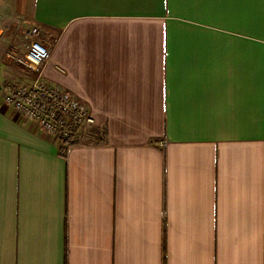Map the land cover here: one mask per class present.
Listing matches in <instances>:
<instances>
[{"label": "crops", "instance_id": "crops-1", "mask_svg": "<svg viewBox=\"0 0 264 264\" xmlns=\"http://www.w3.org/2000/svg\"><path fill=\"white\" fill-rule=\"evenodd\" d=\"M4 3L0 83L56 32L41 79L95 125L63 148L0 99V264H264V0Z\"/></svg>", "mask_w": 264, "mask_h": 264}, {"label": "built area", "instance_id": "built-area-1", "mask_svg": "<svg viewBox=\"0 0 264 264\" xmlns=\"http://www.w3.org/2000/svg\"><path fill=\"white\" fill-rule=\"evenodd\" d=\"M57 33L34 29L26 36L17 66L33 81L31 84L0 83V99L24 120L57 137L63 147L80 142V132L93 127L95 118L88 106L72 93L41 79L57 43Z\"/></svg>", "mask_w": 264, "mask_h": 264}, {"label": "rangeland", "instance_id": "rangeland-1", "mask_svg": "<svg viewBox=\"0 0 264 264\" xmlns=\"http://www.w3.org/2000/svg\"><path fill=\"white\" fill-rule=\"evenodd\" d=\"M0 1L3 2L2 3L3 7L0 6V15H2L5 12V10L7 9V6L5 7V5H4L5 4L4 1L8 2L9 0H0ZM30 1H32V0H28V5L27 6L26 5H22L21 3L16 5V8H17V11H18L19 14L25 13V12H28V13L31 12L32 8H31V5H29ZM91 142H94V141L90 139L88 141H84L83 143H91Z\"/></svg>", "mask_w": 264, "mask_h": 264}, {"label": "trees", "instance_id": "trees-1", "mask_svg": "<svg viewBox=\"0 0 264 264\" xmlns=\"http://www.w3.org/2000/svg\"><path fill=\"white\" fill-rule=\"evenodd\" d=\"M104 136H106V135L104 134ZM63 148H68V147H63ZM64 156L67 157V151L66 150H65Z\"/></svg>", "mask_w": 264, "mask_h": 264}]
</instances>
